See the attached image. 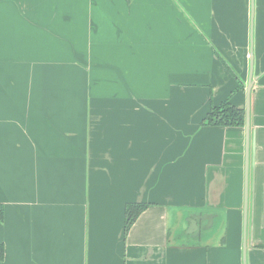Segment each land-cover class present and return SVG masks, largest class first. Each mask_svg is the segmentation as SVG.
Masks as SVG:
<instances>
[{
    "label": "crops",
    "instance_id": "obj_1",
    "mask_svg": "<svg viewBox=\"0 0 264 264\" xmlns=\"http://www.w3.org/2000/svg\"><path fill=\"white\" fill-rule=\"evenodd\" d=\"M246 177L264 264V0H0V264H243Z\"/></svg>",
    "mask_w": 264,
    "mask_h": 264
},
{
    "label": "trees",
    "instance_id": "obj_2",
    "mask_svg": "<svg viewBox=\"0 0 264 264\" xmlns=\"http://www.w3.org/2000/svg\"><path fill=\"white\" fill-rule=\"evenodd\" d=\"M244 110L236 107L228 99L222 101L218 105L210 107L206 116L202 119L203 125H221V126H242L244 124ZM147 203L132 202L125 206L124 217V235L127 234L131 225L138 215L146 208ZM2 215V207L0 206V219Z\"/></svg>",
    "mask_w": 264,
    "mask_h": 264
},
{
    "label": "water",
    "instance_id": "obj_3",
    "mask_svg": "<svg viewBox=\"0 0 264 264\" xmlns=\"http://www.w3.org/2000/svg\"><path fill=\"white\" fill-rule=\"evenodd\" d=\"M252 9H253V4H252ZM249 75L247 79V84H246V105H245V119H244V125L246 128V133H248V126H249V110H250V91L252 87V69H253V56H252V42L250 41V58H249ZM246 134V138H247ZM245 199H244V232H243V248H242V262L243 264H246V202H247V177L245 180ZM208 219V218H207ZM207 222H210L209 219ZM210 226V224H209ZM202 228H208L207 226H204ZM198 231L196 224H194V221L191 222L188 226V232L192 231Z\"/></svg>",
    "mask_w": 264,
    "mask_h": 264
},
{
    "label": "rangeland",
    "instance_id": "obj_4",
    "mask_svg": "<svg viewBox=\"0 0 264 264\" xmlns=\"http://www.w3.org/2000/svg\"><path fill=\"white\" fill-rule=\"evenodd\" d=\"M61 50V49H60ZM75 58H79L80 60L82 59L81 57L78 56L77 53L74 54ZM59 64H60V68H59V74L60 75H81V72H85L87 73L84 65H82L81 63H77V62H74V63H69V65H67L66 63H64V59H66L62 54H59ZM13 60V64H11V68H12V71L13 70H18V68L20 67V70H25L27 72H30V70L32 71L33 69H31V65L28 64V66H24V65H19L18 64V61ZM77 61V60H76ZM15 62V63H14ZM65 67V68H62V66ZM42 66L44 69L48 66L46 64H43V65H40ZM67 67L69 69H67ZM12 75L13 72H12ZM28 75V73H27ZM87 75V74H85ZM79 82H82L81 79H77ZM77 80L75 82H77Z\"/></svg>",
    "mask_w": 264,
    "mask_h": 264
}]
</instances>
